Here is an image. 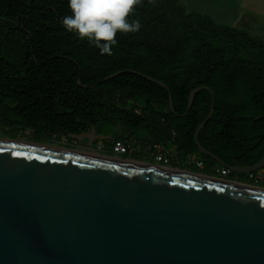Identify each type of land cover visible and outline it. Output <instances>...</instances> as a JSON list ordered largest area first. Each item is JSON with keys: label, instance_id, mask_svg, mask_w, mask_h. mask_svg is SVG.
<instances>
[{"label": "trees", "instance_id": "obj_1", "mask_svg": "<svg viewBox=\"0 0 264 264\" xmlns=\"http://www.w3.org/2000/svg\"><path fill=\"white\" fill-rule=\"evenodd\" d=\"M66 15L68 0H0L1 125L29 131L36 142L93 127L112 136L105 142L111 147L117 140L166 143L181 162L197 156L203 166L192 168L215 175L226 168L194 141L212 92L214 110L198 133L200 144L231 166L253 165L264 155V39L187 12L178 0H143L129 17L140 20V31L118 32L108 56L67 32ZM198 86L209 90L178 116ZM229 177L264 186L249 174Z\"/></svg>", "mask_w": 264, "mask_h": 264}, {"label": "water", "instance_id": "obj_2", "mask_svg": "<svg viewBox=\"0 0 264 264\" xmlns=\"http://www.w3.org/2000/svg\"><path fill=\"white\" fill-rule=\"evenodd\" d=\"M211 95L198 150L230 172L262 170L264 155L231 166L200 144ZM70 137L108 138L93 127ZM205 177L0 139V264H264V188Z\"/></svg>", "mask_w": 264, "mask_h": 264}, {"label": "clouds", "instance_id": "obj_3", "mask_svg": "<svg viewBox=\"0 0 264 264\" xmlns=\"http://www.w3.org/2000/svg\"><path fill=\"white\" fill-rule=\"evenodd\" d=\"M143 0H68L71 15L61 18L64 29L101 55L111 56L117 46V33L139 32V19L130 20Z\"/></svg>", "mask_w": 264, "mask_h": 264}, {"label": "crops", "instance_id": "obj_4", "mask_svg": "<svg viewBox=\"0 0 264 264\" xmlns=\"http://www.w3.org/2000/svg\"><path fill=\"white\" fill-rule=\"evenodd\" d=\"M178 4L187 12L209 16L215 23L264 39V0H178Z\"/></svg>", "mask_w": 264, "mask_h": 264}, {"label": "flooded vegetation", "instance_id": "obj_5", "mask_svg": "<svg viewBox=\"0 0 264 264\" xmlns=\"http://www.w3.org/2000/svg\"><path fill=\"white\" fill-rule=\"evenodd\" d=\"M85 132L89 133L90 129L85 131ZM85 132H83V133H85ZM80 134H82V133H80ZM96 135H98V136H108V138H106L104 140H99V139H96V138L94 139L93 137H91L92 138L91 139L92 140V145L90 147H88V148L93 149V148L98 147V146H100V148H104L103 146H104L105 142L107 140L112 139V136H110V135H100L97 132H96ZM68 139L70 141H73V142H76V143H83L84 145H87V142L89 141L88 138L87 139H83L82 141H77L76 139L71 138L70 136H69ZM133 147L134 148H132V152L125 154L126 156H122V155H119V156L112 155V156L117 158L118 160H125V161H127V162H129L131 164H135V165L165 168V169H169L171 171L181 172V173L183 172V173L194 175V176H200V177L207 176V177H210V178L212 177V178H215V179H221V180L236 182L238 184L252 185L249 182L241 180L240 177H233V178L229 177L230 171L228 169H225L226 172L228 171L226 173V175H219V174L209 175V174H206V173H202L199 170L193 169L190 164H188L186 162L185 163L181 162V159L177 155V153H176L177 160H172V161H170L168 166L163 167L161 164L154 163L152 161V159L148 155H146L144 153V151L142 150L141 146L135 145V143H134ZM64 148L70 149L69 147H64ZM106 154H108V153H106ZM194 158L196 160H198L197 156H194ZM202 166H203V164H202ZM199 168H201V167H199ZM217 170H220V169L218 168ZM256 186H258V185H256ZM258 187L264 188V186H258Z\"/></svg>", "mask_w": 264, "mask_h": 264}, {"label": "built area", "instance_id": "obj_6", "mask_svg": "<svg viewBox=\"0 0 264 264\" xmlns=\"http://www.w3.org/2000/svg\"><path fill=\"white\" fill-rule=\"evenodd\" d=\"M133 143H129L124 140H117L113 142V145L111 147L113 153H117L119 155L121 154H127L132 152ZM135 145L141 146L142 150L146 155H148L154 163L161 164L163 167H166L169 165L170 161L177 160L176 158V150L173 145L170 147L167 146L166 143L162 144H147V145H141L139 143H135ZM186 163L188 164H195L196 167H202V162L199 160H196L194 156H189L186 159ZM219 175H226L225 170H216ZM249 177L253 179L255 182H262L264 183V169L250 173Z\"/></svg>", "mask_w": 264, "mask_h": 264}, {"label": "rangeland", "instance_id": "obj_7", "mask_svg": "<svg viewBox=\"0 0 264 264\" xmlns=\"http://www.w3.org/2000/svg\"><path fill=\"white\" fill-rule=\"evenodd\" d=\"M0 139H4V140L9 139V140H15L19 142H34V143H38L43 146L53 145L58 148L69 147L70 149H73V150L92 152L98 155H107L106 153H108V155L110 156L112 155L119 156V154L112 152L111 145L107 143L104 144L103 146L104 148H100V146H98V147L91 149V148H88V146L84 145L83 143H76V142L70 141L66 136H62V135L59 137H54L51 140L44 138L41 141L36 142L32 139L31 132L26 131L24 134H21V132L18 133L14 128L10 126H3L1 124H0ZM121 155L126 156L125 154H121ZM190 165L195 166V164H190Z\"/></svg>", "mask_w": 264, "mask_h": 264}, {"label": "bare ground", "instance_id": "obj_8", "mask_svg": "<svg viewBox=\"0 0 264 264\" xmlns=\"http://www.w3.org/2000/svg\"><path fill=\"white\" fill-rule=\"evenodd\" d=\"M25 143H29V142H25ZM31 144V143H30ZM43 146V145H42ZM47 147H51V148H55V149H58V147H56V146H53V145H49V146H47ZM80 152H82V153H86V154H91V155H95V156H98V154H95V153H92V152H85V151H80ZM183 173V172H182ZM186 174V173H185ZM205 178H207V177H205ZM210 179H213V178H210ZM214 180H216V179H214ZM233 184H235V185H239V186H242V185H240V184H238V183H235V182H232Z\"/></svg>", "mask_w": 264, "mask_h": 264}]
</instances>
